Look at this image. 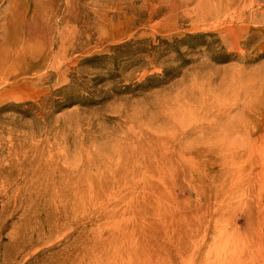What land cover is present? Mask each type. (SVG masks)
<instances>
[{"label":"rangeland","instance_id":"rangeland-1","mask_svg":"<svg viewBox=\"0 0 264 264\" xmlns=\"http://www.w3.org/2000/svg\"><path fill=\"white\" fill-rule=\"evenodd\" d=\"M261 172L264 0H0V264H264Z\"/></svg>","mask_w":264,"mask_h":264},{"label":"bare ground","instance_id":"bare-ground-1","mask_svg":"<svg viewBox=\"0 0 264 264\" xmlns=\"http://www.w3.org/2000/svg\"><path fill=\"white\" fill-rule=\"evenodd\" d=\"M260 175H264V172H261ZM260 178H261V177H259V180H260ZM261 182H262V184H264V181H261ZM259 184H260V182H259ZM128 245H132V244H128ZM131 247H132V246H131ZM262 262H264V261H262Z\"/></svg>","mask_w":264,"mask_h":264}]
</instances>
